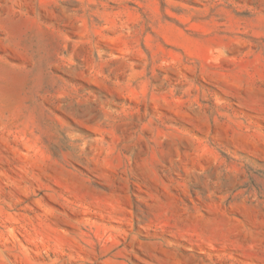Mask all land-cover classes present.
<instances>
[{
	"label": "rangeland",
	"instance_id": "1",
	"mask_svg": "<svg viewBox=\"0 0 264 264\" xmlns=\"http://www.w3.org/2000/svg\"><path fill=\"white\" fill-rule=\"evenodd\" d=\"M0 264H264V0H0Z\"/></svg>",
	"mask_w": 264,
	"mask_h": 264
}]
</instances>
